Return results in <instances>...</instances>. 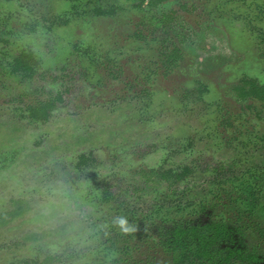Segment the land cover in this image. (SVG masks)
I'll list each match as a JSON object with an SVG mask.
<instances>
[{"label":"rangeland","instance_id":"rangeland-1","mask_svg":"<svg viewBox=\"0 0 264 264\" xmlns=\"http://www.w3.org/2000/svg\"><path fill=\"white\" fill-rule=\"evenodd\" d=\"M218 1L222 0H169L163 8L180 18L171 26L180 40L184 34L190 36L181 44L186 53L181 74L161 81L155 86L156 93L169 96L178 91L181 80L187 83L184 89H195L201 83L209 91L200 98L203 113L197 114L200 107L191 112L164 106L170 102L160 99L155 106L159 109L145 114L143 124L137 116L146 109L116 99L130 93L118 78L140 67L138 54L125 43L129 31L124 22L131 23L141 14L120 2L122 12L110 21L95 19L81 3L70 5L67 0H0V26L8 37L7 44L0 46V215L12 212V200L26 204L25 213L0 222V264L21 261L39 250L59 253L68 247L83 257L77 254L80 259L74 264H98L90 254L93 249L101 253L105 238L100 234L99 206L93 192L97 177L112 179V185L119 186L131 179L135 169L176 163L177 157L166 148H175L189 136L195 139L193 160L201 164L237 160L232 149H215L206 138L208 124L201 116L220 97L231 102L229 90L242 76L264 79V47L257 37L248 39L239 32L241 22L232 24L234 12H228L230 23L212 21L209 6ZM229 6L236 14L242 10L237 0ZM234 43L239 45L234 47ZM73 47L116 54L120 73L111 77L95 65L85 78ZM20 50L38 63L40 76L32 81L10 74L9 64ZM103 88L106 91L99 93ZM47 99L56 102L49 120L29 122L23 115L24 106ZM230 106L234 112L239 109L235 103ZM252 118L264 123V116ZM81 154L90 161V169L75 167ZM253 157L249 166L264 169V154ZM256 233L241 246L246 253L261 256L264 263V239ZM147 255L142 249L138 260Z\"/></svg>","mask_w":264,"mask_h":264},{"label":"flooded vegetation","instance_id":"flooded-vegetation-1","mask_svg":"<svg viewBox=\"0 0 264 264\" xmlns=\"http://www.w3.org/2000/svg\"><path fill=\"white\" fill-rule=\"evenodd\" d=\"M231 1L222 0L209 6L208 12L212 21L224 25L230 23L228 21L230 10V13L234 12L236 16V18L233 16L232 24L242 23L239 32H244L248 39L257 37L259 46L264 47V0H237L242 3V10L238 14L229 6ZM120 2L131 11L141 14L131 23L127 20L124 22L129 31L125 43L133 47L132 53L138 54L137 66L140 67L139 69L132 67L130 74L126 71L127 76L122 75V78L121 76L118 78L123 88L127 87L130 93L126 92L116 99H119L120 103L125 99L132 105H139L140 109H146L137 116L138 122L143 124L148 117L145 114L159 109L155 106H157L156 101L162 102L160 99H167L170 102L164 106L180 107L183 111L190 109L191 112H196V108L200 107L197 114H202L203 106L200 98L209 92L203 84L198 83L195 89H184L183 85L185 84L186 87L187 83L181 80L178 91L167 97H162L155 90V86L161 81H166L171 75L174 77L181 74V64L186 55L181 49V44L186 43L184 40L190 36L184 34L186 37L182 36L184 39L180 40L181 35L171 28L180 21V18L175 12L173 14L172 11L163 10L169 0H67L70 5L81 3L95 19L110 21H115L122 12L118 10ZM206 5L207 2L203 7L206 8ZM210 17L207 15L209 20ZM6 32V29L0 26L2 47L7 44ZM238 45L239 43L232 44L234 47ZM73 48L80 58V69L85 78L89 74V67L95 65L100 69L105 68L111 77H117L114 75L115 72L120 73L118 65L120 57L116 54H102L99 49L90 51L89 47ZM262 50L264 53V48ZM21 52L28 54L20 50L9 66ZM96 52L100 53L96 54ZM29 55L30 60L35 62V65L31 64L32 70L23 74L12 73L10 68L13 77L32 81L40 76L37 70L38 63L31 54ZM181 78L183 79L182 75ZM105 91L103 88L99 93ZM229 94L231 102L224 100L223 97L216 99L215 104L208 108L209 112L206 111L201 119L205 118L204 124H208V127L205 125L206 138L217 146L215 149L224 148L227 151L232 149L238 157L237 160L201 164L193 160L195 139L189 136V139L177 143L175 148L171 146L166 148V152L177 157L176 163L135 169L131 179L117 183L119 186L114 185L116 182L112 185L111 178L112 181L105 177H97L93 192L97 195L99 206L100 234L102 233L105 238L101 241L103 245L101 253L98 254V250L93 249L94 252L91 251L90 254L93 253L92 257H95L94 260L98 264H174L170 259L177 257L180 249L175 255L166 252L156 237L160 226H170L175 223L185 231L189 229V225H198L204 229L220 225L221 222L225 227V233L220 239L222 243L217 242L219 245L215 243L216 254L211 251L204 259V264H264L261 263V256H255L253 252L246 253L241 246L243 240L248 239V236L253 235L254 232H257L261 241L264 239V169L249 166L254 163L255 153L264 154V123H257L252 118V115L255 119L264 116V79L244 75L233 84ZM49 101L53 105L47 110V117L44 119L32 117V110L38 111L40 103ZM228 102L235 103L239 109L234 112L233 106ZM55 103L54 99L36 100L24 106L23 115L31 123H46L55 108ZM209 117L210 120L207 119ZM171 149H176V153ZM89 162L83 154L78 155L75 167L89 168ZM256 164L261 165L259 162ZM178 176L180 179H175ZM112 178L114 179V176ZM148 194H152L151 198L144 200ZM11 202L9 208L12 212L6 217L0 215V222L13 221L26 212V204L23 200ZM206 215L209 220L203 221ZM119 216L126 217L131 225L140 224L143 228L140 230L141 234L138 235L136 228L131 232H121L113 223ZM162 218L168 220L163 223ZM191 240L192 237L187 238L185 235L181 246L183 250L187 246H192ZM142 249H146L148 255L139 261L138 254ZM76 251L72 247L63 249L59 253L53 250L49 252L39 250L32 256L12 264H25V262L44 264L48 259L50 264H74L80 259L77 255L79 252ZM149 251L152 252V256L149 255ZM228 251H234L237 255L229 262H225L220 258H224Z\"/></svg>","mask_w":264,"mask_h":264},{"label":"trees","instance_id":"trees-1","mask_svg":"<svg viewBox=\"0 0 264 264\" xmlns=\"http://www.w3.org/2000/svg\"><path fill=\"white\" fill-rule=\"evenodd\" d=\"M2 41L0 37V42ZM31 57L29 54H25L24 52H21L13 61V63L10 65L11 72L12 73H19L22 72L23 74H27L32 70L31 64L33 63L35 65L34 61L30 60ZM52 102H44L40 103V107H38V111L32 110L31 115L32 117H37L38 119H44L47 117L48 112L47 110L52 107ZM40 115V116H39ZM175 179H180L179 176ZM126 209V208H124ZM147 219H150L147 217ZM163 223H165L168 219L162 218L161 219ZM134 228L138 231V235L141 234L140 230L143 228L140 226V224L132 223ZM228 228V227H227ZM187 231V232H186ZM190 231V232H188ZM225 233V227L224 224L221 222L220 225H213L211 227H206L202 229L201 226L198 225H189V229L187 228L185 231H183V228L178 226V224L170 225V226H160L157 236L158 240L161 243V246L166 250V252H170L173 255L177 253L179 250V253H177V257H172L170 261H172L174 264H204V259L209 255V253L212 251L214 254H216V250L214 245L215 243L219 242L221 244L222 242L220 239H222L223 235ZM189 238L192 237V240L190 243L192 244L191 247H186L184 250L181 247L183 244V238L185 237ZM218 244V243H217ZM218 244V245H219ZM237 253H240V251H236ZM237 254L234 253V251L226 252V255L223 256L224 258H220L225 262H229L230 259H233ZM54 259V257L52 258ZM27 264V262H25ZM38 264V263H34ZM44 264H50L49 259Z\"/></svg>","mask_w":264,"mask_h":264},{"label":"clouds","instance_id":"clouds-1","mask_svg":"<svg viewBox=\"0 0 264 264\" xmlns=\"http://www.w3.org/2000/svg\"><path fill=\"white\" fill-rule=\"evenodd\" d=\"M113 223L121 230V232H131L134 230V226L129 224L127 218L124 216L116 217Z\"/></svg>","mask_w":264,"mask_h":264}]
</instances>
